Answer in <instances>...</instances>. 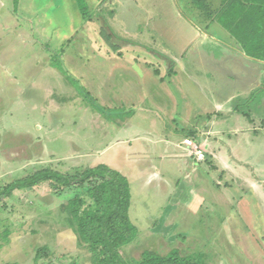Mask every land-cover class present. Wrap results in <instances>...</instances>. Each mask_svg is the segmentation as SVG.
Masks as SVG:
<instances>
[{
    "label": "rangeland",
    "instance_id": "374dc122",
    "mask_svg": "<svg viewBox=\"0 0 264 264\" xmlns=\"http://www.w3.org/2000/svg\"><path fill=\"white\" fill-rule=\"evenodd\" d=\"M84 1L85 17L76 0H0V188L103 164L130 186L128 264L173 249L264 264V62L191 0ZM205 1L213 14L221 0ZM85 192L3 199L0 264H92L66 208Z\"/></svg>",
    "mask_w": 264,
    "mask_h": 264
},
{
    "label": "trees",
    "instance_id": "16d2710c",
    "mask_svg": "<svg viewBox=\"0 0 264 264\" xmlns=\"http://www.w3.org/2000/svg\"><path fill=\"white\" fill-rule=\"evenodd\" d=\"M191 1L197 10L215 20L237 42L248 60L264 62V0H221L213 14L208 12L205 0ZM13 4L16 7L18 0H13ZM76 5L85 17V1L76 0ZM263 90V86L258 88L251 99L258 97V104H261ZM87 101L92 109L105 116L103 107L93 97ZM43 184L58 196L67 194L74 188H85L84 196H75L66 208L69 223L80 243L88 247L91 263L128 264L120 250L136 240L138 230L128 214L131 195L125 176L103 164L75 175L42 169L0 188V202L11 197L15 191L30 190ZM137 261H133V264H201L189 256H181L177 249L166 255L143 251Z\"/></svg>",
    "mask_w": 264,
    "mask_h": 264
},
{
    "label": "built area",
    "instance_id": "2783aa9c",
    "mask_svg": "<svg viewBox=\"0 0 264 264\" xmlns=\"http://www.w3.org/2000/svg\"><path fill=\"white\" fill-rule=\"evenodd\" d=\"M185 149H195L194 152H192L193 156L195 157V159L199 162L202 161L204 158V154L201 150L197 149V145L192 141V139L186 137L183 139L182 143H181Z\"/></svg>",
    "mask_w": 264,
    "mask_h": 264
},
{
    "label": "crops",
    "instance_id": "0c3cea01",
    "mask_svg": "<svg viewBox=\"0 0 264 264\" xmlns=\"http://www.w3.org/2000/svg\"><path fill=\"white\" fill-rule=\"evenodd\" d=\"M166 131H168V130H166ZM164 136H168V134L165 133ZM161 138H162V136H160V140H161L160 142H161V143H164V142H162V139H161ZM163 141H164V138H163ZM166 142H167V143H166ZM165 143H166V144H165L164 150H165V151L168 150V147H169V151H170V147H171L170 143H168V141H165ZM166 148H167V149H166ZM168 155H169V154H168Z\"/></svg>",
    "mask_w": 264,
    "mask_h": 264
}]
</instances>
